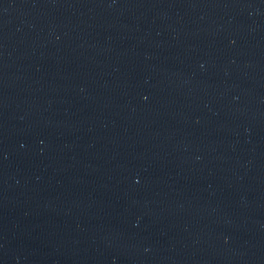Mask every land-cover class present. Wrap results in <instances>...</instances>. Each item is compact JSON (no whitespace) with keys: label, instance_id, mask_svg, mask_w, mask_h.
<instances>
[{"label":"water","instance_id":"95a60500","mask_svg":"<svg viewBox=\"0 0 264 264\" xmlns=\"http://www.w3.org/2000/svg\"><path fill=\"white\" fill-rule=\"evenodd\" d=\"M0 264H264V0H0Z\"/></svg>","mask_w":264,"mask_h":264}]
</instances>
